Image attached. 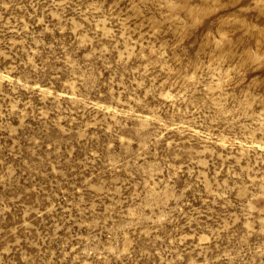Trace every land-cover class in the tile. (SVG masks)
Listing matches in <instances>:
<instances>
[{"label":"rangeland","instance_id":"374dc122","mask_svg":"<svg viewBox=\"0 0 264 264\" xmlns=\"http://www.w3.org/2000/svg\"><path fill=\"white\" fill-rule=\"evenodd\" d=\"M0 264H264V0H0Z\"/></svg>","mask_w":264,"mask_h":264}]
</instances>
